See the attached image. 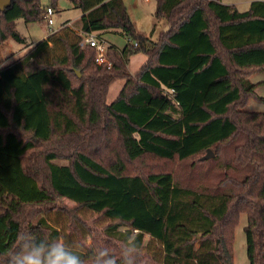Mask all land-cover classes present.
<instances>
[{"label": "trees", "instance_id": "trees-1", "mask_svg": "<svg viewBox=\"0 0 264 264\" xmlns=\"http://www.w3.org/2000/svg\"><path fill=\"white\" fill-rule=\"evenodd\" d=\"M53 1L12 0L1 9L0 45L23 42L14 21L45 19ZM69 1L80 11L70 26L64 21L0 66L2 76L18 79L6 95L0 80V264H13L26 239L68 244L67 234L83 264L99 249L120 264L133 242L134 264H233L242 213L249 264H264V112L244 109L250 96L264 100L251 79L264 74V0L245 10L223 0H155V18L168 24L155 40L154 28L136 33L123 0ZM110 30L127 42L107 43L110 66L97 64L95 49L80 42ZM55 40L63 53L48 59ZM140 52L145 58L132 72L130 55ZM116 79L124 82L107 102ZM31 83L44 123L32 121ZM229 142L233 156L219 185L176 182L169 165L199 154L202 164ZM144 158L166 168L132 166ZM83 208L108 220L103 237L76 214ZM50 214L64 216L62 231ZM141 247L150 252L140 254Z\"/></svg>", "mask_w": 264, "mask_h": 264}, {"label": "rangeland", "instance_id": "rangeland-1", "mask_svg": "<svg viewBox=\"0 0 264 264\" xmlns=\"http://www.w3.org/2000/svg\"><path fill=\"white\" fill-rule=\"evenodd\" d=\"M250 1L252 0H223V2L225 3L235 4L240 10H245L248 7ZM40 2L46 6L51 5L52 0H40ZM123 2L126 5L131 20L133 21L136 33L149 36L152 28H154V31L151 34V39L155 40L161 31L167 29V22L163 18L157 19L154 16V11L156 7L155 0H123ZM53 3L55 4V6L54 11L51 15L53 19L52 25L48 26L44 18L33 21H25L22 17L17 18L14 21L15 31L23 38V42H19L13 38H9L5 46H0V55H6L8 51L7 48L14 50L17 48V46H19L23 47L24 49L25 45L36 42L47 36L51 31H55L56 29H58L64 21L69 20L67 26H70L72 24V21L76 20L80 15L79 9L74 7L69 0H54ZM70 33L74 39V37H76L75 32L71 31ZM101 36L104 39L106 45L107 43L113 44L118 48H122L127 42V37L125 35L112 30L101 32ZM130 42L133 43L134 41L131 40ZM48 47V50L44 54V57L48 59L60 56L63 53V46L57 40H55L54 42L51 41ZM19 53L20 51L17 52L15 56ZM12 58H10L9 60H11ZM144 58L145 56L141 52L130 55L128 61L129 70L132 72L138 70ZM9 60H7L6 62H8ZM0 78V80L3 82L2 86L5 95L7 94V86L10 84V82L18 81V79H14L11 73H7L3 76L0 74ZM252 80L253 82H257L255 90L256 94L264 97V74L261 72L256 73L252 76ZM123 82V79H116L110 83L106 95L107 102H111L116 97L120 88L122 87ZM27 91L31 96L30 105L34 109L32 121L44 123L43 111L39 104L40 98L37 97V89L34 87L33 83H31L30 86L27 87L26 93ZM244 109L247 111L264 112V100L254 96H250L247 99V103L244 106ZM234 145V142H229L220 146V153H215V156H213L211 159L202 164H198L200 155L199 154L187 160L175 162L169 165V167H171L173 171L174 179L181 185L191 187L202 186L204 184L211 186L219 185L221 182L220 180L224 177V170L228 168L225 166V163L226 161H229V159H231L233 156ZM38 152L39 150L36 149L35 153ZM132 166L138 168V170L140 171L149 170L152 168H166L163 163L154 161L151 158L141 159L137 162H134ZM132 166L131 171L135 170ZM195 168H197L196 171H194ZM62 203L71 208L75 207V204L67 199L63 200ZM76 214L83 217V219L85 220V225L89 230H91L92 233H96L98 238L103 237L102 229L108 223L107 219L102 217L100 214L92 212L91 210L86 208L78 210L76 209ZM53 218L54 221L51 222L59 226L62 231L64 229V216L62 214H50L49 219ZM246 223L247 216L245 213H242L233 230V264H249L248 257L246 254V242L244 231ZM83 232L85 240L84 242L87 245H90L92 235H89L86 230H84ZM146 239L147 236H145L144 238V243L146 242ZM66 240L70 246L80 247V245L77 243V240H75L72 234H67ZM157 247L158 243H153V248H155V251H157ZM145 251H147L148 253L150 252L149 249L147 250L144 247H141L139 249L140 254L144 253ZM114 256L115 255H112V257ZM91 261L92 260H90V262ZM152 263L153 262L149 261L144 264Z\"/></svg>", "mask_w": 264, "mask_h": 264}, {"label": "clouds", "instance_id": "clouds-1", "mask_svg": "<svg viewBox=\"0 0 264 264\" xmlns=\"http://www.w3.org/2000/svg\"><path fill=\"white\" fill-rule=\"evenodd\" d=\"M136 243L126 249L120 257V264H134ZM13 264H83L80 254L63 241L26 239L22 250L13 254ZM92 264H116L106 249H99L92 255Z\"/></svg>", "mask_w": 264, "mask_h": 264}, {"label": "built area", "instance_id": "built-area-1", "mask_svg": "<svg viewBox=\"0 0 264 264\" xmlns=\"http://www.w3.org/2000/svg\"><path fill=\"white\" fill-rule=\"evenodd\" d=\"M52 13H53V9L51 7H47L45 12V19H46V24L48 26L53 24V19L51 17ZM80 44L83 46L88 45L95 49L94 60L97 64L105 63L107 66H110V62L106 56V43L104 39H100L96 33L91 32L85 34ZM133 45H136V42H134Z\"/></svg>", "mask_w": 264, "mask_h": 264}, {"label": "crops", "instance_id": "crops-1", "mask_svg": "<svg viewBox=\"0 0 264 264\" xmlns=\"http://www.w3.org/2000/svg\"><path fill=\"white\" fill-rule=\"evenodd\" d=\"M148 1V0H147ZM9 39V38H8ZM8 39L5 41V42H3L0 46L2 47V46H5V44L8 42ZM22 49H23V47H19V46H17V48L16 49H10V48H7V54L6 55H0V66L1 65H3L7 60H9L10 58H12V57H14L15 56V54L17 53V52H21L22 51ZM256 74V73H255ZM254 75V74H253ZM252 75V76H253ZM252 76H251V79H252ZM253 81V80H252ZM258 81H262V80H258ZM257 83V82H256ZM255 90H256V87H255Z\"/></svg>", "mask_w": 264, "mask_h": 264}, {"label": "water", "instance_id": "water-1", "mask_svg": "<svg viewBox=\"0 0 264 264\" xmlns=\"http://www.w3.org/2000/svg\"><path fill=\"white\" fill-rule=\"evenodd\" d=\"M12 0H0V10L8 7L11 4ZM79 75V73H77ZM212 154V151L208 149L205 157H208Z\"/></svg>", "mask_w": 264, "mask_h": 264}]
</instances>
